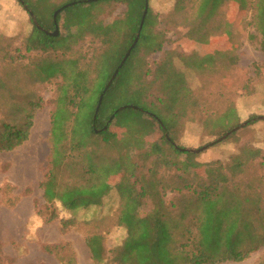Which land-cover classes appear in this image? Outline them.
<instances>
[{"label":"trees","instance_id":"trees-1","mask_svg":"<svg viewBox=\"0 0 264 264\" xmlns=\"http://www.w3.org/2000/svg\"><path fill=\"white\" fill-rule=\"evenodd\" d=\"M18 1L32 9L42 27L48 31L54 28L53 13L61 3ZM98 1L124 2L127 9L123 16L112 21L105 35L93 36L97 43L92 56L82 58L67 52L58 55L49 50L35 65L42 78L59 79L51 114L50 156L41 183L44 199L50 205L59 203L74 214L101 206L109 173L125 165L126 145L111 129L112 122L120 112L134 109L155 118L163 132L162 138L175 152L184 154L192 167L213 165L224 172L227 179L217 186L191 182L172 154L157 140H142L133 151V169L128 177L136 193L133 203L129 206L125 195L119 200L118 224L122 227L123 241L109 250L108 255L102 235L88 236L86 243L93 260L97 264H223L247 260L264 247L263 194L258 185L247 180L251 167L256 164L264 167V150L245 143L230 161L216 160L210 164L198 161V152L176 144L191 93L185 74L176 67L172 53L157 64L152 76L150 68H143L141 75L135 70L134 58L142 47L162 48L159 34L152 29L156 16L150 6L140 38L107 89L96 115L98 99L94 104L89 102L95 86L103 81L97 92L99 97L133 44L146 4V0ZM187 1L196 9V24H208L227 3L237 6L236 17L251 11L249 23L255 32H249V38L257 41L264 55V0H176L175 11L185 10ZM46 7L51 8L49 15L44 12ZM133 22L135 25L130 27ZM31 40L49 46L55 37L33 24ZM201 42L207 43V37ZM66 47L70 51L69 45ZM19 49L17 59L30 58V46L27 45L24 52ZM219 54L224 56L227 52L219 51ZM194 55L193 62L186 61L190 68L202 69L203 62L213 59L209 53L202 59ZM128 59L132 60L131 67L127 65ZM117 98L122 102L113 106L119 101H114ZM263 103L264 99L260 106ZM241 104L242 101L220 114L213 122L214 133H210L221 136L239 126ZM39 105L34 101H29L27 106L18 104L13 107L12 119L0 120V153L12 151L29 140ZM262 120V115H249L244 127ZM100 146L105 147L104 152H100ZM132 207L141 212L135 219H130ZM57 218L53 210L48 221ZM61 221L64 229L75 224L74 219L62 218Z\"/></svg>","mask_w":264,"mask_h":264},{"label":"rangeland","instance_id":"rangeland-1","mask_svg":"<svg viewBox=\"0 0 264 264\" xmlns=\"http://www.w3.org/2000/svg\"><path fill=\"white\" fill-rule=\"evenodd\" d=\"M56 1L61 6L54 13L66 4L72 5L59 13L60 33L52 45L46 46L42 41H29L35 24L29 11L18 0H0V81L5 84L3 87L0 82V120L12 119L13 107L18 104L27 106L29 101L40 104L29 140L12 151L0 153V264H97L86 243V238L94 234L103 236L109 255V250L123 241L122 227L118 224L119 200L125 195L129 206L133 203L136 193L128 177L133 169V151L142 140H157L172 154L191 182L217 186L227 179V175L213 165L192 167L184 154L175 152L162 138L163 132L155 118L126 109L116 116L111 126L126 145L125 165L109 173L103 187L106 197L102 205L74 214L59 203L50 205L46 202L41 183L50 156L51 114L59 79L42 78L35 65L49 50L58 55L67 52L89 58L97 43L93 36L105 35L112 21L123 16L127 9L124 2L118 1ZM148 3L156 16L152 29L163 43L161 49L142 47L134 58L135 70L141 75L143 68H150L149 75L152 76L157 64L172 53L176 67L185 74L191 93L176 144L190 149L206 147L198 152L197 160L210 164L216 160L230 161L245 143L264 150V121L244 127L249 115L264 116V103L260 106L264 99V84H259L264 81V55L257 41L249 38V32H255L249 23L251 11L236 17L237 6L227 3L208 24H196V9L188 1L187 8L181 12L175 11L176 0H148ZM49 10L51 8H44L47 15ZM134 25L135 22L130 27ZM205 36L207 43L201 42ZM27 45L30 46V58L17 59L16 50L20 52L21 48L24 52ZM219 51L227 54L222 56ZM207 53L212 54L213 59L203 62L202 69L186 65V61L193 62L194 54L202 59ZM127 65L131 67V59ZM122 75L123 72L120 78ZM101 82L95 86L91 104L99 101L101 94L98 97L97 92ZM155 90L156 87L152 90L153 96ZM241 101L243 127L218 141L226 134H211L213 122ZM121 102L119 100L113 106ZM100 147V152H104L105 147ZM247 180L258 185L264 198V167L259 164L251 167ZM135 208L130 212V219L141 214L139 208ZM53 210L58 218L48 221ZM62 218L74 219L75 224L64 229ZM223 264H264V247L243 262Z\"/></svg>","mask_w":264,"mask_h":264},{"label":"water","instance_id":"water-1","mask_svg":"<svg viewBox=\"0 0 264 264\" xmlns=\"http://www.w3.org/2000/svg\"><path fill=\"white\" fill-rule=\"evenodd\" d=\"M87 1H92V0H87ZM21 2L23 3V1H21ZM73 4H74V3H73ZM71 5H72V4H66V5H64L63 7L59 8V9L54 13V17H53V19H54L55 29H54V31H51V32L48 31V30H46V29H44V28H41L40 25H39V23H38V21H37V18H36V16H35L34 12H33L32 10H30V9L27 7V5H24V7L29 11V14H30V16L32 17L34 23L36 24V26H37L40 30H42L44 33H46V34H48V35H50V36L56 37V36H58L59 33H60L59 25H58V15H59V13H60L63 9H65L66 7L71 6ZM148 9H149V3H148V0H146L145 10H144V13H143V16H142V20H141V22H140L139 31H138L137 34H136V38H135L133 44H132V45L130 46V48L127 50L125 56L123 57V59H122L120 65H119V68L116 69V71L114 72V74H113L112 77L110 78L109 82L107 83L106 87L104 88L103 92L101 93V95H100V97H99V101H98L97 107H96V111H95V114H96V115H97L98 112H99L100 106H101V104H102V101H103V98H104V95H105L107 89L109 88V86L112 84V82H113L114 79L116 78V76H117V74H118V72H119V69L124 65V63L126 62L127 58L130 56L132 49L136 46V44H137V42H138V40H139V38H140L141 30H142V28H143V25H144V22H145V18H146V15H147ZM133 107L136 108V106H133ZM120 109H121V108H120ZM243 125H244V124H241L240 126L234 128L232 131L228 132V133H227L226 135H224L222 138L218 139V141H220V140L226 138V137H227L230 133H232L233 131H236V130H238L239 128L243 127ZM205 148H206V147H203V148H200V149H187V150H191V151L199 152V151H201V150H203V149H205Z\"/></svg>","mask_w":264,"mask_h":264},{"label":"flooded vegetation","instance_id":"flooded-vegetation-1","mask_svg":"<svg viewBox=\"0 0 264 264\" xmlns=\"http://www.w3.org/2000/svg\"><path fill=\"white\" fill-rule=\"evenodd\" d=\"M54 29H55V26H54ZM51 32V31H50Z\"/></svg>","mask_w":264,"mask_h":264}]
</instances>
